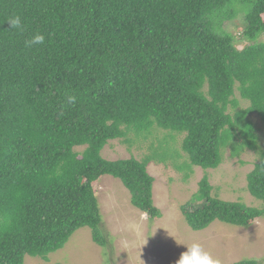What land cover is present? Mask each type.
Segmentation results:
<instances>
[{"label":"trees","instance_id":"16d2710c","mask_svg":"<svg viewBox=\"0 0 264 264\" xmlns=\"http://www.w3.org/2000/svg\"><path fill=\"white\" fill-rule=\"evenodd\" d=\"M13 14L23 32L11 30ZM237 21L238 34L226 30ZM37 32L45 42L25 47ZM252 116L264 129V0H0V264L47 261L83 228L106 248L105 176L160 219L149 172L157 159L188 179L194 166L218 169L228 150L233 159L259 150L247 187L262 209L215 197L208 176L181 208L195 232L250 227L264 217ZM112 141L147 143L151 154L108 160Z\"/></svg>","mask_w":264,"mask_h":264},{"label":"rangeland","instance_id":"374dc122","mask_svg":"<svg viewBox=\"0 0 264 264\" xmlns=\"http://www.w3.org/2000/svg\"><path fill=\"white\" fill-rule=\"evenodd\" d=\"M238 23L227 24L226 30L238 34ZM248 106V102L242 101L241 109ZM252 119L261 130L259 134L262 140L259 143L263 151L262 123L256 116H252ZM182 139L183 136H180L176 140V148L182 157L178 165H182L187 158L181 150ZM146 154H151L147 143L129 150L119 141L110 142L103 152L104 157L112 161L129 159L131 156L141 159ZM259 155V150L246 149L233 159L228 150L218 169L204 170L192 166L188 179L186 175L189 173L184 172L186 169L181 172L171 164L166 167L168 163L160 164L158 159L153 161L149 166L150 175L155 179L153 201L162 212V217L155 220H150L131 204V195L120 180L105 176L98 185V201L103 217L101 232L107 247L97 245L93 241L92 230L83 228L63 249L50 254L47 261L27 256L24 264H176L181 253L187 250L184 244L193 242L201 243L221 260V264H235L246 259L264 264V217L251 223L248 228L214 222L208 229L195 232L187 225L181 211L198 192L204 176H208L214 187L215 197L262 209V202L255 199L247 187V176L254 170Z\"/></svg>","mask_w":264,"mask_h":264},{"label":"clouds","instance_id":"9594fccd","mask_svg":"<svg viewBox=\"0 0 264 264\" xmlns=\"http://www.w3.org/2000/svg\"><path fill=\"white\" fill-rule=\"evenodd\" d=\"M7 21L11 25V30L23 32L24 26L22 17L18 14H13ZM45 42L43 34L37 32L29 39L24 41L25 47L31 48L33 46L42 45ZM69 102L74 103L75 97L70 96ZM187 250L182 252L176 264H221V260L208 251L201 243L193 242L191 244H184Z\"/></svg>","mask_w":264,"mask_h":264}]
</instances>
